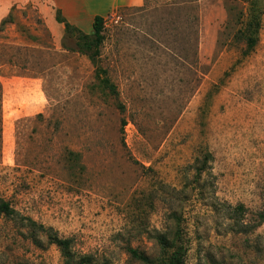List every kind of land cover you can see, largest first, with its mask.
<instances>
[{
  "label": "rangeland",
  "instance_id": "rangeland-1",
  "mask_svg": "<svg viewBox=\"0 0 264 264\" xmlns=\"http://www.w3.org/2000/svg\"><path fill=\"white\" fill-rule=\"evenodd\" d=\"M40 2L0 11V264H65L47 229L70 264H165L154 237L177 232L184 264H264V0L251 51L233 39L249 0L119 7L97 52Z\"/></svg>",
  "mask_w": 264,
  "mask_h": 264
},
{
  "label": "trees",
  "instance_id": "trees-1",
  "mask_svg": "<svg viewBox=\"0 0 264 264\" xmlns=\"http://www.w3.org/2000/svg\"><path fill=\"white\" fill-rule=\"evenodd\" d=\"M263 9L257 3V0H249L248 8L244 15L240 14L242 17L239 24H241L233 34V39L236 43H243L247 50L251 51L257 44L258 41V34L260 30V19L262 15ZM240 18V17H239ZM245 18V20H243ZM13 17L11 13L8 15L0 23V30L4 27L7 23H13ZM56 20L63 24L64 31L66 33L71 32L74 30V26L67 22L63 17L60 15L56 16ZM105 25V19L102 16H95L92 22V29L91 35H84L82 34L80 38L85 39L83 42L84 49L83 52L91 51L99 49V46L103 40V30ZM78 32H80L78 30ZM91 57V56H90ZM93 58V56H92ZM93 60V59H92ZM100 86L104 90H108L111 95H117L115 85L107 78L104 77L100 80ZM40 117V115H38ZM244 207L242 205H238L234 208L236 214H239L241 217L243 216ZM3 215L5 217L14 215V210L9 207V205L0 199V216ZM176 222L178 220H175ZM21 228H24L30 232L29 238L33 241L36 246H39V241L37 239V234L40 233V230L44 232L46 229L42 225H36L34 221L27 218L20 221ZM236 224L240 228V233H247L252 230V225H249L243 221H237ZM264 224V211L257 214V222L255 225ZM178 225V223H177ZM50 230L47 229L46 235L50 243L56 245L59 248V251L64 259L65 264H70L72 261L71 251H70V244L71 240L69 239H60L56 235L49 233ZM156 244L161 250V252H169L170 254L167 256L165 264H184V256H185V246L184 240L181 234L178 232L167 236L165 234H158L155 237ZM127 254L133 260L141 262L143 264H154V261L146 256L145 253L133 249L131 247H127L126 249ZM77 264H93V261L90 256H80Z\"/></svg>",
  "mask_w": 264,
  "mask_h": 264
},
{
  "label": "crops",
  "instance_id": "crops-1",
  "mask_svg": "<svg viewBox=\"0 0 264 264\" xmlns=\"http://www.w3.org/2000/svg\"><path fill=\"white\" fill-rule=\"evenodd\" d=\"M28 1L30 0H0V11H6L15 4ZM43 2H40V10L42 6V10L45 11L59 10L67 22L88 33L92 29L95 16L104 17L122 6H140L143 0H43Z\"/></svg>",
  "mask_w": 264,
  "mask_h": 264
}]
</instances>
